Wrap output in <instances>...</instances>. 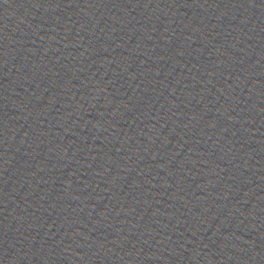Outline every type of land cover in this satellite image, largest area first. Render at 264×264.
<instances>
[{"label": "water", "instance_id": "obj_1", "mask_svg": "<svg viewBox=\"0 0 264 264\" xmlns=\"http://www.w3.org/2000/svg\"><path fill=\"white\" fill-rule=\"evenodd\" d=\"M0 264H264V0H0Z\"/></svg>", "mask_w": 264, "mask_h": 264}]
</instances>
